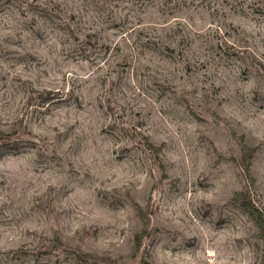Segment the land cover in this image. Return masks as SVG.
I'll return each instance as SVG.
<instances>
[{
    "label": "rangeland",
    "instance_id": "rangeland-1",
    "mask_svg": "<svg viewBox=\"0 0 264 264\" xmlns=\"http://www.w3.org/2000/svg\"><path fill=\"white\" fill-rule=\"evenodd\" d=\"M0 264H264V0H0Z\"/></svg>",
    "mask_w": 264,
    "mask_h": 264
}]
</instances>
